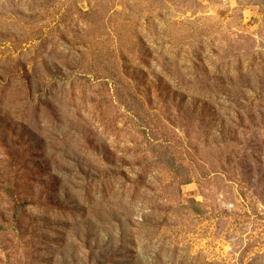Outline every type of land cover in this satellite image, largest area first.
<instances>
[{"label":"rangeland","instance_id":"1","mask_svg":"<svg viewBox=\"0 0 264 264\" xmlns=\"http://www.w3.org/2000/svg\"><path fill=\"white\" fill-rule=\"evenodd\" d=\"M0 264H264V0H0Z\"/></svg>","mask_w":264,"mask_h":264}]
</instances>
